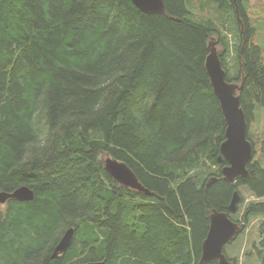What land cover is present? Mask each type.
<instances>
[{
	"label": "trees",
	"instance_id": "obj_1",
	"mask_svg": "<svg viewBox=\"0 0 264 264\" xmlns=\"http://www.w3.org/2000/svg\"><path fill=\"white\" fill-rule=\"evenodd\" d=\"M165 1L159 14L132 0H0V192L34 191L0 202V264H199L213 209L243 230L258 220L264 264V164L253 155L247 177L224 179L226 122L205 67L215 38L249 127L264 107V55L248 1ZM210 2L234 18L235 73L216 20L192 15ZM107 157L152 194L119 185ZM242 185L254 198L232 212ZM71 226L72 244L53 257Z\"/></svg>",
	"mask_w": 264,
	"mask_h": 264
},
{
	"label": "water",
	"instance_id": "obj_2",
	"mask_svg": "<svg viewBox=\"0 0 264 264\" xmlns=\"http://www.w3.org/2000/svg\"><path fill=\"white\" fill-rule=\"evenodd\" d=\"M132 1L140 10L147 13L165 14L167 12L165 0ZM215 43V38H212L209 42V54L205 61V67L214 93L220 101L226 122L225 139L220 144L221 154L218 156V161L222 162L223 158L227 161V164L222 167L223 177L227 181H234L237 177L245 178L249 175L247 164L254 155L253 145L248 139L247 117L241 106L240 96L237 93L241 89L242 83L226 80L227 70L223 65ZM104 163L106 170L119 183L142 190L147 194L150 193L149 189L138 180L134 171L125 162L107 157ZM217 179L216 176L210 177L207 186H211ZM33 197L34 192L27 185H22L13 192H0L1 203H5L11 198L32 200ZM240 200L241 195L236 189L232 194L229 210L235 212ZM240 230L241 227L238 222L233 221L227 212L213 209L210 214L209 231L202 243V255L199 264L208 263L214 259L218 260V264H233L227 258L224 247ZM75 232L76 228L74 226L65 230L54 249L53 257L65 252L70 247ZM83 264H106V261H89Z\"/></svg>",
	"mask_w": 264,
	"mask_h": 264
},
{
	"label": "rangeland",
	"instance_id": "obj_3",
	"mask_svg": "<svg viewBox=\"0 0 264 264\" xmlns=\"http://www.w3.org/2000/svg\"><path fill=\"white\" fill-rule=\"evenodd\" d=\"M247 9L251 18L253 25L256 26L257 31L253 40L256 44L260 45L263 50L264 55V0H247ZM193 16L195 18H202L207 20L213 18L218 23V26L222 34L226 35L225 40L228 41L229 49L226 48L225 60L227 63V68L230 70L235 64L236 52L232 50L237 45V37H235L234 26L231 22L234 21L232 14L224 13L221 14L217 7L211 2L206 4L204 8H200L198 3L191 8ZM224 22L229 23L230 28H225L222 24ZM215 44L218 52L222 53V46L218 44L215 39ZM224 56V54H223ZM236 70L233 67V73ZM259 105V104H257ZM256 105V106H257ZM248 130L250 132L251 140L256 149L254 157L258 158L262 164H264V107L257 106L252 115V120L249 123ZM206 170L217 172L218 166L212 164L210 161L205 166ZM202 169L199 170V175L201 176ZM241 200L238 203L241 204V211H243L246 202L252 200L254 196L250 193L249 188L246 186L237 187ZM1 205V204H0ZM239 208V206H238ZM235 218H242L241 212L234 214ZM258 239V220L252 221L245 229L237 236V238L231 243H227L225 246V252L229 256H234L236 259L235 264H262L261 260L256 256L255 250L253 249L254 243ZM250 251L249 254L245 255V252Z\"/></svg>",
	"mask_w": 264,
	"mask_h": 264
},
{
	"label": "flooded vegetation",
	"instance_id": "obj_4",
	"mask_svg": "<svg viewBox=\"0 0 264 264\" xmlns=\"http://www.w3.org/2000/svg\"><path fill=\"white\" fill-rule=\"evenodd\" d=\"M108 172V171H107ZM109 173V172H108ZM109 175H110V173H109ZM112 177V179L113 180H115L119 185H121V186H124V187H129L130 188V191H131V194H133L136 198H138V199H141V196H142V194H145V196H147V193L146 192H144V191H142V190H139V189H135V188H132V187H130V186H125V185H123V184H121V183H119L113 176H111ZM147 188V187H146ZM30 189H31V186H30ZM147 189H149V188H147ZM149 191H150V193L148 194L149 196L152 194V191L149 189ZM34 192V191H33ZM10 200V199H9ZM9 200H7L6 202H5V204H7L8 203V201ZM34 200V197H33V199L31 200V201H33Z\"/></svg>",
	"mask_w": 264,
	"mask_h": 264
},
{
	"label": "bare ground",
	"instance_id": "obj_5",
	"mask_svg": "<svg viewBox=\"0 0 264 264\" xmlns=\"http://www.w3.org/2000/svg\"><path fill=\"white\" fill-rule=\"evenodd\" d=\"M194 12V11H193ZM53 253H54V251H53ZM63 254V252L62 253H60L59 255H62ZM6 257V256H5ZM228 257V256H227ZM104 260V259H103Z\"/></svg>",
	"mask_w": 264,
	"mask_h": 264
}]
</instances>
